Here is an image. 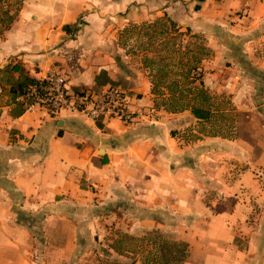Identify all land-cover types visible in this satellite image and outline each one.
<instances>
[{"label": "crops", "instance_id": "0c3cea01", "mask_svg": "<svg viewBox=\"0 0 264 264\" xmlns=\"http://www.w3.org/2000/svg\"><path fill=\"white\" fill-rule=\"evenodd\" d=\"M164 17L207 40L205 90L233 96L248 119L233 137L190 110L157 108L145 57L118 47L115 33ZM16 64L38 81L59 69L75 93L117 88L132 110L161 116L100 126L29 110L12 92ZM102 72L111 82L97 86ZM262 166L264 0H23L0 10V264L131 263L145 250L124 241L148 242L149 254L156 232L188 244L185 264H264Z\"/></svg>", "mask_w": 264, "mask_h": 264}, {"label": "rangeland", "instance_id": "374dc122", "mask_svg": "<svg viewBox=\"0 0 264 264\" xmlns=\"http://www.w3.org/2000/svg\"><path fill=\"white\" fill-rule=\"evenodd\" d=\"M17 8V0H0V10L10 9L14 12ZM169 25L170 24L165 17L161 18V20L152 19L148 22L138 23L137 25L130 24L123 33H118L117 35L115 33L114 37L119 42L117 43L119 48L134 54L136 57H145V61L147 60L148 65L150 66V68L147 69L149 71L151 84L153 81L161 83V80L163 82L160 84L159 89L165 94V96H154L155 105L160 110L168 109L170 111L176 109L175 106L170 104L171 101H166V105H163V102L168 100L172 95L171 90L168 88L169 85L176 81L183 80L182 77L185 74V69H183L184 64L188 63L194 65V59L198 54L199 48L207 47V40L203 36H198L197 38L193 37V34H191V32L188 33V30L186 29H171ZM133 26L136 27L133 28ZM127 30L130 31L128 32ZM211 56L210 53L209 59ZM193 75L195 76L194 78L197 79V85H200L201 82L203 83V71H194ZM233 99V96L225 94L212 97L206 104L207 107H211V109L213 107L214 111L217 109L211 120V124L209 125L212 133L233 137L235 132L234 129L238 126L237 124L242 122L244 125V123H247L248 119L243 115L236 113ZM198 102L199 101L196 98L194 103L198 104ZM258 169L260 170V181L264 187V166ZM145 238L150 244L151 242L164 241L167 239V237L162 235V238L165 239L161 240V237L156 233L149 234ZM167 241L174 242L172 238L169 240L167 239ZM124 242L131 250L137 249L139 246L140 251H145L143 253L144 255L139 257L133 256L132 259L128 260L123 259V262H132L134 259H137V261H143V259L148 256V249L144 248L148 242L140 244V242L133 241L130 238ZM152 252H155V249H153ZM113 260L118 261L116 258H113L112 261Z\"/></svg>", "mask_w": 264, "mask_h": 264}, {"label": "built area", "instance_id": "2783aa9c", "mask_svg": "<svg viewBox=\"0 0 264 264\" xmlns=\"http://www.w3.org/2000/svg\"><path fill=\"white\" fill-rule=\"evenodd\" d=\"M39 85L31 87L20 100L28 109L46 108L52 114L69 111L94 121L115 120L125 126L142 121L157 122L161 111L154 108L132 110L129 97L117 88L103 92H72L65 74L59 69L51 70Z\"/></svg>", "mask_w": 264, "mask_h": 264}, {"label": "trees", "instance_id": "16d2710c", "mask_svg": "<svg viewBox=\"0 0 264 264\" xmlns=\"http://www.w3.org/2000/svg\"><path fill=\"white\" fill-rule=\"evenodd\" d=\"M23 0H17V4L20 8ZM19 10V9H18ZM169 22V27L171 29L176 28V25L169 19L165 18ZM14 19H11L10 24ZM136 26H133L135 28ZM9 28V27H8ZM65 30L69 31L70 27H66ZM128 32L130 30H127ZM191 30H188L190 33ZM193 37L197 38L198 35H193ZM211 51L205 48H199L197 56L194 59V65L184 64L183 69H185V74L182 77V81H176L173 84L169 85V90H171L172 95L168 100L163 102V105H166V101H171V105L175 106V110H170L172 113L184 112L186 110H190L193 116L196 119L203 121H210L212 119V111L211 107H207V103L211 100L210 95L204 88V84L201 82L200 85H197V79L194 78V71H197L201 68V63L204 59L208 58ZM146 68H150L147 60L145 61ZM13 72L20 74V81L13 88L12 92L15 98H20L27 90L31 87L39 85L42 81L35 80L25 73V69L21 64H16L10 68ZM111 81L109 80L107 74L102 72L96 80L97 86H101L104 84H109ZM161 83L152 82V93L155 97H164L165 94L161 92L159 89ZM114 88V87H111ZM197 93V94H196ZM198 99V104L194 103L195 99ZM165 99V98H164ZM201 102V103H200ZM156 106V105H155ZM166 110V109H165ZM166 111H169L168 109ZM169 111V112H170ZM102 121H98L100 125ZM101 126V125H100ZM156 234L161 237L162 234L160 232H156ZM153 249L155 252H150L146 258L143 259L142 264H185L189 259V246L184 242H170L165 239L164 241H155L151 242ZM137 260L134 259L131 263L126 264H137ZM108 264H123L117 261L109 262Z\"/></svg>", "mask_w": 264, "mask_h": 264}]
</instances>
